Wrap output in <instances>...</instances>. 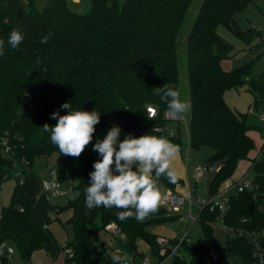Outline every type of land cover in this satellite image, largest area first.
<instances>
[{
  "label": "trees",
  "instance_id": "obj_1",
  "mask_svg": "<svg viewBox=\"0 0 264 264\" xmlns=\"http://www.w3.org/2000/svg\"><path fill=\"white\" fill-rule=\"evenodd\" d=\"M0 0V40L5 41L0 56V175L8 174L13 160L22 166V175L31 173L36 158L57 155L54 166L57 180L77 177L73 188L76 196L63 206L47 205L46 211L69 209L67 223L72 229L71 257L73 264H113L101 233L113 223L124 235L118 239L134 257H142L139 243L158 255L156 235L148 225L174 220L164 208L143 221L134 217L117 219L121 211L115 207H85V189L89 186L93 164L101 159L93 145L102 140L117 122L126 136H164L180 145V132L170 135L163 129L167 119L166 105L154 94V88L169 83L178 88L177 34L192 0H89L86 13L71 10L66 0H46L42 8L32 0ZM255 0H202L185 41L187 84L191 110L187 123L189 146L212 150L206 159L207 196L221 191V186L236 170L239 161H248L250 188L228 194V210L222 217L225 232L223 255L238 264H255L249 236L264 233V151L251 158L253 141L246 115L232 110L224 101V92L246 86L252 92L249 107L264 110V69L252 76L250 63L224 70L221 62L234 56L231 47L216 29L225 26L234 36L251 43L253 33L242 30L235 15ZM25 33L24 41L15 50L7 44L11 30ZM52 32L47 43L41 39ZM39 61V63H38ZM70 110L100 112L92 142L77 158L61 155L43 130L54 126L53 112ZM156 109L149 120L146 108ZM158 131H154V128ZM8 147V153L5 148ZM135 170V169H134ZM181 182L169 183L161 176L158 183L176 193ZM33 202H29L32 206ZM16 207L10 202L0 208V244H6L0 264H10L7 249L12 245L24 264H32L34 252L47 247L52 254L50 236L32 223L29 207ZM218 212L207 207L196 212L202 234L210 238L211 223ZM262 244L264 238L258 237ZM262 239V240H261ZM177 240H170L175 243ZM171 264H203L198 250L186 240L179 245Z\"/></svg>",
  "mask_w": 264,
  "mask_h": 264
},
{
  "label": "rangeland",
  "instance_id": "obj_2",
  "mask_svg": "<svg viewBox=\"0 0 264 264\" xmlns=\"http://www.w3.org/2000/svg\"><path fill=\"white\" fill-rule=\"evenodd\" d=\"M34 5L39 9L45 5L46 0H32ZM202 0H192L189 8L187 9L184 22L181 25L177 34V74H178V89L181 92V98L189 100V89L187 84V68H186V54H185V41L189 33L193 20L196 16L198 8ZM68 7L77 13H86L89 9V0H79L74 2L73 0H66ZM23 7H26V2L21 1ZM236 24L242 30L249 28H256L260 30V36L253 33L251 43H246L240 38L234 36L225 26H218L216 31L225 41H227L231 47V54L234 56L223 60L225 66L232 69L237 66H241L247 63L253 65L252 76L257 75L259 70L264 69V52L262 42L264 38V0H255L250 2L246 7L241 9L235 15ZM227 69V70H230ZM224 101L233 110L246 115V122L250 126L249 136L253 141V149L251 158L256 157L264 151V110L255 111L249 105L253 101V94L247 90L246 86H242L238 89H228L224 92ZM178 121L167 120L163 126V129L170 135L174 134L178 128L180 132V145L178 153L172 160V168L177 172V176L181 179V182L176 185L175 190L178 188L184 195L185 201L177 213L168 211V204H162V197L165 195V188L158 183L159 190L161 192V201L159 208H164L166 214L174 216V220L164 221L158 224H151L146 227L148 231L156 236L163 237L167 240H177L186 236L191 246H194L200 255L203 264H213L208 257L209 249L214 246L215 252L218 256L223 257V247L225 232L222 222L215 220L211 223L213 229L212 237H205L199 227L196 217L198 211L197 200L207 198L206 179L207 174L203 173L199 177H195V171L198 168L204 169L206 165V159L212 152L211 149L202 147L194 149L189 146V138L187 132V123L189 118V112L184 115H179ZM113 126H119L121 129L119 140L123 141L126 137V133L121 126L113 121ZM175 144V143H173ZM176 145V144H175ZM118 147V145H117ZM57 161V155L55 153L49 156H40L35 159L31 169V173L40 178L48 176V171L53 169ZM246 161H239L233 175L224 182L220 190H228L232 192L234 186L241 183V179L246 175L250 180L251 174L247 172ZM22 171V166L16 160H13L11 168L8 170L10 179L4 180L1 183V195H0V208L6 204H9L12 194L17 195L16 186L17 183L13 177ZM242 174V175H241ZM77 177L70 176L69 179L65 177L62 182H59L58 190H67V186L70 189L66 192V195L60 197H50L49 201L52 205L63 206L69 199L76 196L77 191L71 186H75L78 182ZM16 195L13 196L12 204H17ZM54 195V194H53ZM19 197V196H18ZM8 200V201H7ZM164 203V202H163ZM20 207V206H18ZM33 211V210H32ZM34 212V211H33ZM45 212L44 209L38 210ZM71 212L69 209L59 211L56 215H51L46 223L45 232L50 236V239L54 245L53 258L47 254L50 250L45 246L41 250L33 253L32 264H73L71 262L63 261L64 245L72 241V229L66 222L70 217ZM30 217H33L34 221H39L40 225L43 224L42 219L34 212H30ZM44 218V217H42ZM103 239H107L108 236L105 232L101 233ZM13 253L9 256L10 264H24L20 259L14 247L10 245ZM139 250L142 252V257L147 256L150 259H154V256L149 253V248L143 244H138ZM142 257L137 256L135 261L138 262ZM226 260L220 264H238V260L231 257H224Z\"/></svg>",
  "mask_w": 264,
  "mask_h": 264
},
{
  "label": "clouds",
  "instance_id": "obj_3",
  "mask_svg": "<svg viewBox=\"0 0 264 264\" xmlns=\"http://www.w3.org/2000/svg\"><path fill=\"white\" fill-rule=\"evenodd\" d=\"M52 35L49 32L40 42L47 43ZM24 39L25 33L13 29L9 33L7 44L15 50ZM4 48L5 41L0 40V56L4 55ZM154 94L170 113L184 115L191 110V101L182 99L180 90L174 85L167 83L154 88ZM61 107L68 110L67 114L53 112L51 118L56 119L57 123L54 126L45 124L42 128L44 132L50 133L51 143L58 147L61 155L78 158L93 140L95 126L100 122V112L70 110L69 103H64ZM155 115L156 109H147L149 120L155 119ZM153 130L159 129L156 127ZM120 133V127L113 126L102 140H97L93 145V151L101 159L94 162V171L89 174L85 207L90 211L101 206L106 209L115 207L121 209L116 213L120 221L133 217L137 221H143L159 209V178L166 176L169 183L177 182V172L171 165L179 148L164 136L148 134L136 138L128 135L120 141ZM257 210L264 211V208ZM5 247L6 244H0V255ZM109 255L113 264H130L127 255L118 252H111Z\"/></svg>",
  "mask_w": 264,
  "mask_h": 264
},
{
  "label": "built area",
  "instance_id": "obj_4",
  "mask_svg": "<svg viewBox=\"0 0 264 264\" xmlns=\"http://www.w3.org/2000/svg\"><path fill=\"white\" fill-rule=\"evenodd\" d=\"M262 47L264 52V40L262 42ZM148 108H154V107L148 106L146 108V111ZM164 117L167 120H174V121H178L180 119L179 115L170 113L168 111H165ZM8 151L9 149L8 147H6L5 152L8 153ZM217 169L218 167H210V168L205 167L204 169L198 168L195 171V177H199L203 173L207 174L208 172L216 171ZM21 175L22 174L19 173L15 176V178H19ZM8 178L9 176H7L6 174L0 175V184L2 181L7 180ZM241 180L242 181L240 184L237 183L234 186V190L240 192L244 189L250 188L251 185L250 180L246 175ZM58 188H59V181L57 180L56 172L54 169H51L48 171L47 178L40 181L41 192H43L46 195L56 194L58 192ZM228 194H229L228 190L226 191L221 190L213 196H207V198L205 199L200 198L197 200V207L198 209L207 207L209 211H217L218 212L217 220H220L222 222V217L224 213L228 210ZM162 198H163L162 201L164 202V203L162 202V204H168L167 207L168 211L170 210L174 213H177L180 210L181 206L184 204L185 201V197L183 194L173 193L171 191H167ZM45 228L46 225H43V229ZM106 229L108 233L107 234L108 238L104 239V246L108 249L109 253L118 252V254L127 255L130 258V264H171L172 257L178 254L180 243L183 240H188L186 236H183L182 238L177 239L175 243H171L170 240L157 236L156 244L158 246L157 248L158 255L152 254V252L149 249V253H151L154 256V259H150L147 256H144L138 262H136L135 261L136 257H134L131 253L127 252L124 249V247L121 244H119L118 239H123L124 235L118 230V228L113 223H110L106 226ZM223 229L224 232L227 231V228L225 226H223ZM259 236L261 238H264V233L262 232ZM259 236L257 237L249 236L248 238H250L249 242L252 245V254L255 259V264H264V244H262V241L258 239ZM7 252L10 255L13 252L12 248H8ZM71 254L72 252L70 246H68V243H65L63 258L69 259L71 257ZM222 256L223 257H220L216 254L214 246H212L209 249L208 257L213 264L223 263L226 260V258H224L225 257L224 255Z\"/></svg>",
  "mask_w": 264,
  "mask_h": 264
},
{
  "label": "crops",
  "instance_id": "obj_5",
  "mask_svg": "<svg viewBox=\"0 0 264 264\" xmlns=\"http://www.w3.org/2000/svg\"><path fill=\"white\" fill-rule=\"evenodd\" d=\"M74 2H78L79 0H73ZM259 32H261L260 30H259ZM262 40H264V38L262 39ZM221 67L224 69V70H227V69H230V68H228L229 67V65L228 66H225L224 65V62H221ZM232 109V108H231ZM233 110V109H232ZM246 163H247V165L249 166V162L248 161H246ZM247 170H248V167H247ZM248 172V171H247ZM242 175V174H241ZM11 178V176L8 178V179H10ZM14 179H15V181L17 182V183H19V184H17V188H16V192H17V195L15 194V193H13L12 194V197H11V199H10V202H14L15 200H13V196H15L16 195V201H17V204L15 203V205L14 206H16V207H18V206H20V207H25V206H30L29 205V202H33V204H32V206H30L29 207V213L30 212H32V213H36L41 219H42V222H43V224L42 225H40V222L39 221H34L33 220V217H30V219H31V221H32V223L33 224H35L37 227H39V228H41L43 231L45 230V229H43V225H46V223L49 221L48 220V218L51 216V215H54V211L53 210H50V211H46L45 209H46V207H47V205H52L51 204V202L49 201V198L50 197H60V196H63V195H66V192L68 191V189H70V186L68 185L67 187V190L66 189H64V190H58V192L56 193V194H48V195H46V194H44L43 192H41V189H40V181L41 180H43V179H45V178H47V175L45 176V177H42V178H40V177H38V176H35V175H27V174H24V175H21L19 178H15V177H13ZM7 179V180H8ZM67 179H69L68 177H67ZM6 181V180H5ZM3 182V181H2ZM1 182V183H2ZM0 186H1V184H0ZM71 186L73 187V185L71 184ZM168 190H166V192H167ZM176 193H179V194H182L181 192H180V190L177 188L176 190ZM166 192H165V194H166ZM1 188H0V195H1ZM19 196V197H18ZM8 201V200H7ZM9 202V203H10ZM7 205V204H6ZM6 205H4V206H6ZM3 207V206H2ZM42 209H44L45 210V212L43 213V212H41L42 213V215L38 212V210H42ZM34 212H33V211ZM42 217H44V218H42ZM108 236V235H107ZM106 239V238H105ZM9 248H11V247H9ZM13 253V252H12ZM11 253V254H12ZM35 253V252H34ZM10 254V255H11ZM49 256H50V259H52L53 258V255L52 254H49V253H47ZM9 255V256H10ZM33 255V254H32ZM33 260V257L31 256V261ZM63 261H64V258H63ZM65 262V261H64Z\"/></svg>",
  "mask_w": 264,
  "mask_h": 264
}]
</instances>
